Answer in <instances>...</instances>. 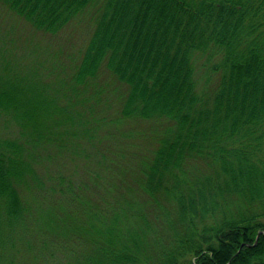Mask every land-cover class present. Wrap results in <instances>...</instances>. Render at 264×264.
Here are the masks:
<instances>
[{
    "label": "trees",
    "instance_id": "1",
    "mask_svg": "<svg viewBox=\"0 0 264 264\" xmlns=\"http://www.w3.org/2000/svg\"><path fill=\"white\" fill-rule=\"evenodd\" d=\"M0 5L46 34L94 21L68 81L0 46L17 131L0 138V264H264V0ZM102 71L127 87L116 124L154 127L129 164L98 155L86 92Z\"/></svg>",
    "mask_w": 264,
    "mask_h": 264
},
{
    "label": "rangeland",
    "instance_id": "2",
    "mask_svg": "<svg viewBox=\"0 0 264 264\" xmlns=\"http://www.w3.org/2000/svg\"><path fill=\"white\" fill-rule=\"evenodd\" d=\"M83 14L75 16L57 33L46 34L0 5V46H4L6 55L11 54L19 65L33 64L39 68L46 81H68V74L80 62L94 26L90 13ZM88 81L87 109L95 125L98 155L104 153L108 160L112 158L108 163L117 159L129 164L148 154L154 143L151 121H127L121 127L115 122L116 110L127 95L126 85L103 71ZM5 119L0 116V138L16 136V127L8 125ZM81 161L80 158L76 165H81ZM71 165L67 172L76 166Z\"/></svg>",
    "mask_w": 264,
    "mask_h": 264
},
{
    "label": "water",
    "instance_id": "3",
    "mask_svg": "<svg viewBox=\"0 0 264 264\" xmlns=\"http://www.w3.org/2000/svg\"><path fill=\"white\" fill-rule=\"evenodd\" d=\"M259 234H260V232H258V233H257V236H256V238H258Z\"/></svg>",
    "mask_w": 264,
    "mask_h": 264
}]
</instances>
